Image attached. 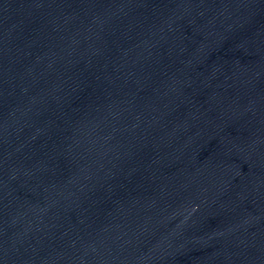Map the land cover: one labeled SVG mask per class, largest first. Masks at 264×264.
Listing matches in <instances>:
<instances>
[{"label": "water", "instance_id": "95a60500", "mask_svg": "<svg viewBox=\"0 0 264 264\" xmlns=\"http://www.w3.org/2000/svg\"><path fill=\"white\" fill-rule=\"evenodd\" d=\"M0 264H264V0H0Z\"/></svg>", "mask_w": 264, "mask_h": 264}]
</instances>
